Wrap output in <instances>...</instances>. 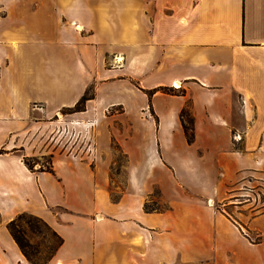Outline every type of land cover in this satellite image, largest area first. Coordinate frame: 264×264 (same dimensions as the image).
<instances>
[{
	"label": "crops",
	"instance_id": "0c3cea01",
	"mask_svg": "<svg viewBox=\"0 0 264 264\" xmlns=\"http://www.w3.org/2000/svg\"><path fill=\"white\" fill-rule=\"evenodd\" d=\"M258 184L264 0H0V264H29L6 227L22 212L62 237L47 264H264V201L237 212L258 242L224 212L256 209ZM154 188L167 207L146 211Z\"/></svg>",
	"mask_w": 264,
	"mask_h": 264
},
{
	"label": "trees",
	"instance_id": "16d2710c",
	"mask_svg": "<svg viewBox=\"0 0 264 264\" xmlns=\"http://www.w3.org/2000/svg\"><path fill=\"white\" fill-rule=\"evenodd\" d=\"M158 89L165 91V92L171 91V89L168 87H160L155 90H158ZM93 97H94V87L93 85H89L85 89L83 94L79 97V99L72 106L62 107L60 109V112L62 114H69V113H74L78 111H83L85 109L86 101ZM179 118L181 121V125L183 128L185 137L188 142H191L193 140V116L191 114V111L189 110L188 105H185L182 107V109L179 112ZM114 148L118 149V146L114 144ZM43 158L45 159V162L40 163L38 161L39 158L37 157H31V158L24 157L23 162L30 170L52 172L53 170L51 167V155L43 156ZM36 163L38 164V167L34 169V165ZM143 207H144V210L150 211V208L147 207L146 202L144 203ZM226 215L228 214L226 213ZM39 223L43 224L51 232L52 236L55 237L56 239V242H55V245L53 246L52 251L45 256H41L42 253L38 246L30 244L28 240H26L27 234H29V232H32L35 228H37ZM239 224L243 225L242 223H239ZM6 227L12 239L18 246L21 254L24 256V258L27 260L29 264H47L49 260L54 256L56 250L62 244V237L59 234H57L41 217L31 214V213L22 212L18 214L16 217H14L12 220H10L7 223ZM243 233L247 236V233L245 232ZM260 239L261 237L259 235H257L255 238H252V239L249 238V240L253 242H258Z\"/></svg>",
	"mask_w": 264,
	"mask_h": 264
},
{
	"label": "rangeland",
	"instance_id": "374dc122",
	"mask_svg": "<svg viewBox=\"0 0 264 264\" xmlns=\"http://www.w3.org/2000/svg\"><path fill=\"white\" fill-rule=\"evenodd\" d=\"M62 115L63 114L61 112H59V115L57 117L62 116ZM112 145H113V147H112V164H111V168H110V173H111V176L113 177L114 182L110 185V189H111L110 195H111L112 199H116L120 194V189L124 185L125 158L117 148H114V144H112ZM38 161L40 163L45 162V159L42 157V158H39ZM34 166L38 167V164L36 163ZM235 199H236L235 197L232 198V200H235ZM242 199H244V197H242ZM249 201L252 202V206L257 204L256 202H253V200H251V199H249ZM234 203H236V202H234ZM258 204H257L256 209H251V210L249 208H245V207H243L241 209L236 208L235 204H230V205L224 206V208H225L224 212L227 213L229 215V217L235 221L236 224L240 225L239 223H241V222L238 219L240 216L237 215V212L242 210L245 213V215H247V216L253 215V213L255 211H257L258 209L261 208L260 206H258ZM146 205L148 208H150V211L163 210L164 208L167 207L166 203L161 200L160 195L158 193V189H156V188H154L151 196L146 201ZM240 227H242L241 229H243L242 230L243 232H247V235L250 234V233H248L246 228L243 227V225H240ZM250 236L252 238L256 237L255 234H250ZM26 240H28V242L30 244L39 247V249L42 253L41 256H45V255L49 254L52 251L53 246L55 245V242H56L55 237H53L51 232L41 223H39L38 227L35 228L32 232H29V234H27Z\"/></svg>",
	"mask_w": 264,
	"mask_h": 264
},
{
	"label": "built area",
	"instance_id": "2783aa9c",
	"mask_svg": "<svg viewBox=\"0 0 264 264\" xmlns=\"http://www.w3.org/2000/svg\"><path fill=\"white\" fill-rule=\"evenodd\" d=\"M243 192L244 193L241 196L244 197L245 200L251 199L253 200V202H256V203H259V202L261 203L264 201V185L263 184H258L255 187H245L243 189Z\"/></svg>",
	"mask_w": 264,
	"mask_h": 264
}]
</instances>
